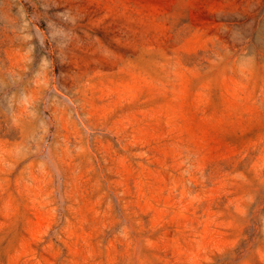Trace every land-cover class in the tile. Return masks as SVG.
I'll return each instance as SVG.
<instances>
[{
    "label": "rangeland",
    "instance_id": "obj_1",
    "mask_svg": "<svg viewBox=\"0 0 264 264\" xmlns=\"http://www.w3.org/2000/svg\"><path fill=\"white\" fill-rule=\"evenodd\" d=\"M0 264H264V0H0Z\"/></svg>",
    "mask_w": 264,
    "mask_h": 264
}]
</instances>
